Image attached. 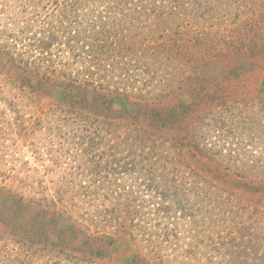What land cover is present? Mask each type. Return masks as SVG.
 Masks as SVG:
<instances>
[{
  "label": "rangeland",
  "instance_id": "1",
  "mask_svg": "<svg viewBox=\"0 0 264 264\" xmlns=\"http://www.w3.org/2000/svg\"><path fill=\"white\" fill-rule=\"evenodd\" d=\"M47 1L0 0L12 65L31 18L81 37L42 91L0 66V264H264V0Z\"/></svg>",
  "mask_w": 264,
  "mask_h": 264
},
{
  "label": "trees",
  "instance_id": "2",
  "mask_svg": "<svg viewBox=\"0 0 264 264\" xmlns=\"http://www.w3.org/2000/svg\"><path fill=\"white\" fill-rule=\"evenodd\" d=\"M43 1V0H41ZM94 0H48L47 4L52 3V2H56V3H60V5H62L63 9L68 12V8L71 9V11L68 12V16L70 19L69 21L72 20L71 24L69 25V27L73 28L74 26H77L76 24H74L75 22H78V20L81 19V14L82 11L80 10L79 7H82L86 4L89 3H93ZM118 0H115V2H117ZM114 1H112L110 4L114 3V5L118 4L119 2H117L115 4ZM26 12L28 13V15L30 16L32 14L31 10H26ZM90 14H94L89 12ZM49 14L51 17L52 21L55 17V14L50 12L49 10ZM53 15V17L51 16ZM38 17V16H36ZM62 17V16H60ZM101 18H104L103 15H101ZM32 19V21H31ZM29 19L24 25L27 26L24 29L25 33H22L21 36H16L14 38L11 39L12 45H10V47L14 48L15 45H18V42L23 41V38L26 37L25 41L27 39H29V59L32 58H36V63L34 64V66L31 63L26 62L25 65L22 66H15L12 65L13 62H17L19 61L17 59V57L15 56V53L10 52L8 50V48H6L7 45H0V66H4L3 69L8 70L11 67V72L12 73H18L20 74V76L23 77V79L28 78L29 81L37 79V83L34 86V84H32L33 89L37 90L39 89L40 91L50 88L52 87L54 84L51 83V78L50 75H47L46 77L40 75V70H41V66L39 64L40 63H45L47 64L45 67L47 68V70L49 71L50 74H53L56 76V67L55 64L57 62L60 61V55L61 52L64 51V49L62 50H57L55 52L54 49L56 48H61V47H65V48H70L74 45V40H79L81 39V37L76 34V33H72L69 31H64L63 29L68 28L65 23H62V29L60 30L59 28H57L56 26H53V28L51 29L52 31H49L47 29H44L40 32H36L33 35H31L30 30L33 31L34 25L33 23H38L39 22V18L33 19L31 18ZM44 23V20H43ZM112 29V28H111ZM110 30V29H109ZM119 31V28H113L111 31H108L106 33V37H103L101 40V44H107L110 47H113V45L116 43L115 38L116 37H120L121 35H117ZM119 39V38H118ZM122 40H125V35L123 34L122 36ZM64 41V42H63ZM122 41V42H123ZM121 42V43H122ZM57 44V46H55ZM35 51V53L33 54L32 52ZM38 54V56H37ZM39 57V58H38ZM5 59H8L9 61L6 63ZM6 63V64H5ZM17 64V63H16ZM9 66V67H8ZM16 67V68H15ZM57 75H58V71H57ZM66 75V74H64ZM68 75V74H67ZM77 81H75L74 79L69 80L68 83L63 84L62 88L60 90H58L57 93L59 95L60 100L64 99L67 100L69 98H71L72 100H82L80 102L85 103L88 102L87 96H88V91L87 88L85 86H83L82 84H79L77 86ZM62 84V83H61ZM117 85H113V84H108L106 86V89H108V91L106 90V92L108 94H117L114 98H116L117 102H119L123 97L121 94H119L120 89H123L125 91V88H118L115 89V92L112 91L111 89H113L114 87H116ZM79 87V88H78ZM75 93L78 97L76 96H72L71 94ZM52 95V94H51ZM85 99V100H84ZM161 209H159V212H163L165 214H170L171 208L165 205V202H163V204L160 207ZM138 212H133L132 214H136ZM128 233V232H127ZM130 237L131 235L128 234ZM134 239V236H132ZM132 239V238H131ZM102 240V238L100 239ZM119 247V246H118ZM142 248L141 246L139 247V249ZM155 255H159V252L155 250ZM136 257H139V252H137ZM133 258H135V256H133ZM140 259H144L139 257Z\"/></svg>",
  "mask_w": 264,
  "mask_h": 264
}]
</instances>
